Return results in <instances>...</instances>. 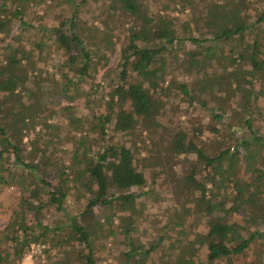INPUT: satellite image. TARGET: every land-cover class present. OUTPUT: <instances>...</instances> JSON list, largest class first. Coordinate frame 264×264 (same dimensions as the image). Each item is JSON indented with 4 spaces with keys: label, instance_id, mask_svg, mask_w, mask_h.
I'll return each instance as SVG.
<instances>
[{
    "label": "trees",
    "instance_id": "16d2710c",
    "mask_svg": "<svg viewBox=\"0 0 264 264\" xmlns=\"http://www.w3.org/2000/svg\"><path fill=\"white\" fill-rule=\"evenodd\" d=\"M31 1L0 0V185L18 191L0 232L11 243L7 249L0 245V264H25L31 243L55 249L49 264H100L95 249L104 247L106 232L116 243L108 252L111 264H194L195 245L203 242L210 263L230 260L257 244L264 248V8L254 2L248 7L243 0H107L101 6L100 30L85 29L80 19L81 7L89 0H65L69 15L60 9L51 24L43 16L37 24L27 21ZM173 10L183 13L184 21L171 15ZM191 20L199 35L178 34V26L191 30ZM123 26L127 34L117 77L108 81L105 75L103 86L96 85L95 73L106 66ZM185 41L199 48L188 51L181 62L182 71L194 76L193 85L177 82L176 76L171 84L175 94L190 102H199L204 93H220L215 105L201 104L216 121L206 129L228 135L211 155L197 140L202 126L188 132L177 126L168 135L156 126L170 90L162 84L169 72L167 55L173 44ZM225 44H230L226 53L217 50ZM48 45L58 59L46 62L52 68L46 73L42 59ZM57 73L62 77L58 92L50 87ZM78 84H83L81 93ZM81 94L97 96L103 108L84 122L68 103L60 106L65 122L49 121L60 114L56 105L62 99L72 102ZM82 104L87 105V99ZM65 125L67 131H60ZM141 151L171 167L183 156L191 163L189 170L172 181L192 196L194 215L217 212L191 239L177 234L167 252L162 246L165 231L148 244L137 236L143 210L139 199L150 192L134 190L148 181L135 164ZM149 178L154 184L155 174ZM70 197L73 203L81 201L72 215L66 207ZM181 208L177 215L175 210V220L185 218L188 211ZM47 211L64 219L51 223ZM231 211L249 214L252 225L244 216L243 222L232 220ZM170 223L177 222L170 218ZM158 249L165 257L177 250V261L157 263L151 254Z\"/></svg>",
    "mask_w": 264,
    "mask_h": 264
},
{
    "label": "rangeland",
    "instance_id": "374dc122",
    "mask_svg": "<svg viewBox=\"0 0 264 264\" xmlns=\"http://www.w3.org/2000/svg\"><path fill=\"white\" fill-rule=\"evenodd\" d=\"M79 1V0H78ZM241 1V0H240ZM248 2H254L256 3L259 8H264V0H243ZM242 1V2H243ZM65 0H32L29 6H26V2H24L23 6H26V13L25 18L27 21H29L32 24H37L41 22V16H43L44 22L47 24H51L54 22L53 17H55L58 14V11L61 9L63 13H66V15H69L70 13V5L64 3ZM104 3H107V0H89L87 4H83L81 7V13H80V19L84 21L85 29L89 28H95L99 27V29H103L100 25L101 19L103 17V13H101V6H103ZM248 7H253V5L247 4ZM105 10V6L103 7ZM185 13H188L185 11ZM171 15L176 16L178 19L183 20L185 19V15L183 13H180L179 11H170ZM180 22H177L176 26H178ZM189 27L191 30H189L188 25L183 30L178 26L177 33L182 34L185 36L190 35H199L198 31L196 30L197 24L195 20H191L188 22ZM126 27V26H125ZM125 27H121L119 40H115V46L113 52L107 54V63L104 67H99L97 72L95 73V84H100V86H103L102 83V77L106 75V79L108 81L112 80L115 81L118 73V64L120 62V46L121 42L124 41V36L127 34ZM125 30V31H124ZM32 33H34L33 30H31ZM230 47V44H225V48L222 45L217 46V50L227 51V49ZM199 48L195 46V44L185 41L177 44L172 45L171 52L168 56V63L169 65L165 67V70H169L165 74V80L162 83L164 86L170 85L169 87V94L166 96L165 101V110L162 112L159 111L157 116V128L158 131L163 135H168V132L170 129L177 127L179 129H182L184 131L188 132V128L191 129L192 127H199L202 126V133L197 138L198 141H200L201 146L204 148V150L207 153L215 152V150L222 145L224 139L225 141H228V135L225 134L224 131H220L218 133H212L211 131H208L206 129L207 124L215 123L214 119L210 116V109L207 107L201 106L204 102H206L209 105H215V102H219V98H221L220 93L216 94V97H211L208 95V93H204L199 95V102L197 101H189L186 100L182 95L175 94V91H173L175 88L171 84V80H173L172 76H176L175 80L177 82H187L189 86L191 87L193 85V77L190 74H185L184 71H182L181 68V62L186 61L188 57V51L192 50H198ZM44 58L42 59V65H46V62L49 61H56L58 59V54L55 51V49L48 45L46 47V50L44 52ZM226 53V52H225ZM222 56H225L224 54ZM229 58L227 57V61ZM222 62H226L224 59ZM173 64V66H171ZM46 67V66H45ZM214 67V66H212ZM51 67H46V73L51 72ZM204 71V70H203ZM202 71V72H203ZM202 72L200 74H202ZM47 75V74H45ZM198 77V76H197ZM62 77L58 76L53 78V83L50 84V87L52 86V91L58 92L60 89V80ZM112 83V81L110 82ZM78 88H76L78 91H80L82 85H77ZM87 88V87H86ZM96 91V88H93V91ZM100 90V89H99ZM90 92H92V89H89ZM81 93V91H80ZM97 94V93H96ZM79 95V93H78ZM219 97V98H217ZM89 98V99H88ZM86 97V95H82L80 97V101L78 102L76 100L69 101L68 99L64 98L61 100L60 105H56V108L58 109L59 115L54 114L50 117L49 121H54L55 119L63 120L64 122L67 120V115L63 114L62 110L60 109V106L67 105L68 103L74 104L73 112L75 115L82 118L84 122H88L90 120L91 114L96 113L97 110L101 109V105L99 102V98L96 96V98ZM217 98V99H215ZM83 99H87V105H83L82 101ZM216 100V101H215ZM52 101V100H51ZM200 103V104H199ZM54 105V104H53ZM229 106V105H228ZM53 107V106H52ZM103 108V107H102ZM229 108V107H228ZM224 118V117H223ZM222 129H225L222 124H217ZM67 131V126L65 125L60 131ZM168 131V132H167ZM261 131L264 132V128L261 129ZM159 132L156 133L154 136L159 137ZM224 132V134H223ZM114 134V133H111ZM149 141V140H148ZM148 141L146 143H148ZM224 141V142H225ZM145 143V144H146ZM70 144H66V146H69ZM227 145V144H225ZM148 149V148H147ZM146 155H149V152L147 153L142 152L139 154V158L135 160V164L138 168H141L144 170V173H146V176L148 178V181L144 187L135 188L134 190L136 192H142L143 190H150L148 194H144L140 197L138 203V207L140 205L143 206L142 213L139 214L138 220H139V226L137 227L139 230V234H135L139 236V238L145 243L148 244L150 241H154V239L159 235L162 234L163 231H165L168 234V237L164 238L162 242V246L164 248V252L169 245V242H171L177 234H181L186 238L191 239L194 235V233L198 230L204 231V226L208 221L216 216H212L211 213L208 214L206 211L205 213L208 214L205 215L204 211L199 215H194L192 213L195 203L192 201V196L183 194L182 190L178 187L177 188V182L175 183L172 181L174 178L181 177L182 174L186 173L189 170V161H184L183 156H180L177 158V163L175 167H171V165H164L163 161L160 160L152 161V159L148 157H144ZM189 160H193L195 158L194 154H191L188 156ZM142 166V167H141ZM206 168L202 167L201 172H206ZM153 174H155V183L150 184L149 177H151ZM244 177H246L244 175ZM170 179V180H167ZM16 195H18V191H15L14 186H2L0 185V232L1 230L7 225L9 218L12 213V208L15 205L16 201ZM73 198H68L66 202L67 211L69 214H74L78 208L79 205H81V201L74 203L72 202ZM181 205L184 207V211L187 212L185 218L180 220H175V215L178 214V212H182ZM225 207H229L228 204L225 205ZM174 209V210H173ZM175 210L177 211L175 213ZM174 211V212H173ZM175 213V215H174ZM192 213V214H191ZM221 214H225V212H222ZM47 217L52 222H58L64 219V217L60 218L54 213H51V211H47ZM229 216L232 220L243 222L242 217L247 220L245 223L252 225V222L254 221L252 216H249V214H244L242 212L237 213L235 211L229 212ZM170 218L173 219V221L179 223L171 224ZM183 220V221H182ZM45 222V221H44ZM115 222V221H114ZM165 227V229H164ZM184 228V230H182ZM250 229H253L252 227ZM184 231V233L181 232ZM244 233V232H243ZM185 234V235H184ZM106 241L104 242L103 248H97L96 255L98 258V261L100 264H111L113 260H111V255L108 252L114 251V245L116 243L114 242L113 235H108L106 232ZM11 243L4 240L0 233V245L2 248H6ZM32 244V243H31ZM262 244V241H261ZM196 251H195V258H194V264H263L264 263V248L259 245H256V248L254 246L249 247L246 249L242 254L233 256L230 260L226 259H220L215 262H208L205 257V250H206V242H203L202 244L195 245ZM107 247V248H105ZM169 248V246H168ZM35 250V249H34ZM120 251V249H119ZM169 251V249L166 250V252ZM174 254L175 249H173ZM161 250L155 251L152 255V258L157 262L160 263L165 259L171 258L174 262L177 261L178 257L173 255H166V257L163 255ZM171 252V250H170ZM33 253V255H32ZM38 252H34L29 247V250L27 254L24 257L25 264H49L50 259H55L54 253L55 249L48 248L47 244H44V248L41 250L40 254H36ZM108 253V255H107ZM57 259V258H56ZM144 260V258H141ZM136 260V258L132 259V262ZM116 262V261H115ZM114 262V264H115ZM50 264H53L50 263Z\"/></svg>",
    "mask_w": 264,
    "mask_h": 264
},
{
    "label": "built area",
    "instance_id": "2783aa9c",
    "mask_svg": "<svg viewBox=\"0 0 264 264\" xmlns=\"http://www.w3.org/2000/svg\"><path fill=\"white\" fill-rule=\"evenodd\" d=\"M31 248V250H33L34 252H38L36 254H40L41 250L44 248V244H40V243H32L29 246ZM35 249V250H34ZM33 255V253H32Z\"/></svg>",
    "mask_w": 264,
    "mask_h": 264
},
{
    "label": "crops",
    "instance_id": "0c3cea01",
    "mask_svg": "<svg viewBox=\"0 0 264 264\" xmlns=\"http://www.w3.org/2000/svg\"><path fill=\"white\" fill-rule=\"evenodd\" d=\"M225 208H227V207H225ZM205 209H206V208H205ZM205 211H206V210H204V213H205ZM215 213H217V212L213 211V212L211 213V215H217V214H215ZM205 215H206V213H205ZM207 215H208V214H207ZM207 215H206V216H207ZM212 218H213V217H212Z\"/></svg>",
    "mask_w": 264,
    "mask_h": 264
}]
</instances>
